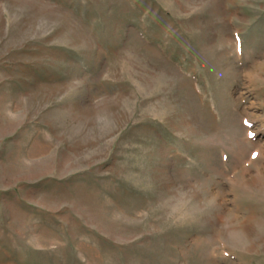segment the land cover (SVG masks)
Segmentation results:
<instances>
[{
    "label": "rangeland",
    "instance_id": "rangeland-1",
    "mask_svg": "<svg viewBox=\"0 0 264 264\" xmlns=\"http://www.w3.org/2000/svg\"><path fill=\"white\" fill-rule=\"evenodd\" d=\"M0 264H264V0H0Z\"/></svg>",
    "mask_w": 264,
    "mask_h": 264
}]
</instances>
